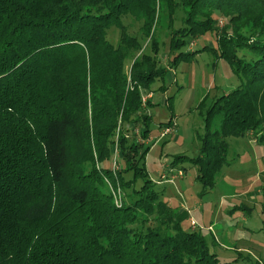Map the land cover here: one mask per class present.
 I'll list each match as a JSON object with an SVG mask.
<instances>
[{
  "label": "trees",
  "instance_id": "16d2710c",
  "mask_svg": "<svg viewBox=\"0 0 264 264\" xmlns=\"http://www.w3.org/2000/svg\"><path fill=\"white\" fill-rule=\"evenodd\" d=\"M160 14L177 53L169 67L210 52L241 80L206 110V128L218 122L189 160L196 181L212 188L228 165L226 138L254 133L264 143V0H0V264H218L199 234L182 230L183 214L160 201L142 164L148 147L139 154L142 144L127 142L137 124L147 138L141 91L165 72L149 33ZM127 15L153 54L132 61L128 76L125 62L140 46L122 25ZM206 33L214 48L186 50ZM113 151L117 171L102 166Z\"/></svg>",
  "mask_w": 264,
  "mask_h": 264
},
{
  "label": "rangeland",
  "instance_id": "374dc122",
  "mask_svg": "<svg viewBox=\"0 0 264 264\" xmlns=\"http://www.w3.org/2000/svg\"><path fill=\"white\" fill-rule=\"evenodd\" d=\"M175 14L172 27L176 29L181 14ZM212 18L217 28L224 26L222 15L213 13ZM121 22L125 32L140 46L125 62L128 76L132 61L141 60L142 54L150 58L153 54L149 37L140 29L141 22L128 15ZM157 24L149 33L157 43L155 67L165 72L162 80H154L141 91V99L149 103L142 110V115L150 120L147 138L139 139L138 132L143 128L137 124L127 127V142L141 143L139 154L148 147L142 164L147 178L155 184L154 189L161 191L160 201L173 212L183 214L182 230L199 234L218 264H264V143H257L254 133L226 138L228 165L216 174L211 189L205 190L196 181L198 168L189 161L198 157L200 139L217 127L218 118H215L206 128L207 108L213 100L237 87L241 80L225 61L216 59L210 52L197 53L169 67L177 53L169 50L164 14H160ZM118 34L114 27L107 30L106 39L112 46L117 44ZM214 40L212 33H206L191 39L186 50L214 48ZM168 121L169 126L161 125ZM164 129L168 133L160 138ZM119 159L113 151L111 161L102 166L117 171L121 169ZM124 179L131 180V175ZM141 184L136 180L133 188L138 189Z\"/></svg>",
  "mask_w": 264,
  "mask_h": 264
},
{
  "label": "built area",
  "instance_id": "2783aa9c",
  "mask_svg": "<svg viewBox=\"0 0 264 264\" xmlns=\"http://www.w3.org/2000/svg\"><path fill=\"white\" fill-rule=\"evenodd\" d=\"M141 102H142V105L144 104V100L141 99ZM168 133V130L164 129V131L159 135L160 138L163 137L165 134ZM179 175V174H178ZM108 189L111 193V196L113 198V202L116 204V205H120V202H119V191L116 189L115 191L108 186Z\"/></svg>",
  "mask_w": 264,
  "mask_h": 264
},
{
  "label": "crops",
  "instance_id": "0c3cea01",
  "mask_svg": "<svg viewBox=\"0 0 264 264\" xmlns=\"http://www.w3.org/2000/svg\"><path fill=\"white\" fill-rule=\"evenodd\" d=\"M165 177V176H164ZM166 178V177H165ZM167 182H170V180H168Z\"/></svg>",
  "mask_w": 264,
  "mask_h": 264
}]
</instances>
